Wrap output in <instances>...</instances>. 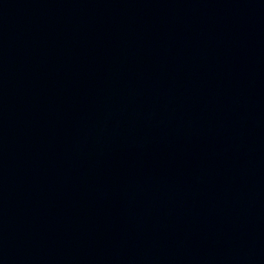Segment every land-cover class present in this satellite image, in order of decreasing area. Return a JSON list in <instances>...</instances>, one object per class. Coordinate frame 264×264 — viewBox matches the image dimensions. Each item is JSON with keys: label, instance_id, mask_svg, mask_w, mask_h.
I'll return each mask as SVG.
<instances>
[{"label": "water", "instance_id": "95a60500", "mask_svg": "<svg viewBox=\"0 0 264 264\" xmlns=\"http://www.w3.org/2000/svg\"><path fill=\"white\" fill-rule=\"evenodd\" d=\"M0 264H264L79 0H0Z\"/></svg>", "mask_w": 264, "mask_h": 264}]
</instances>
